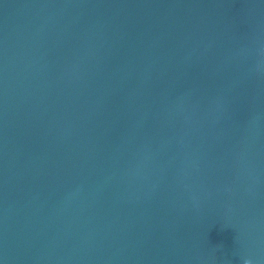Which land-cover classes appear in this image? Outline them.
Here are the masks:
<instances>
[{"label": "water", "instance_id": "95a60500", "mask_svg": "<svg viewBox=\"0 0 264 264\" xmlns=\"http://www.w3.org/2000/svg\"><path fill=\"white\" fill-rule=\"evenodd\" d=\"M0 264H264V0H0Z\"/></svg>", "mask_w": 264, "mask_h": 264}]
</instances>
